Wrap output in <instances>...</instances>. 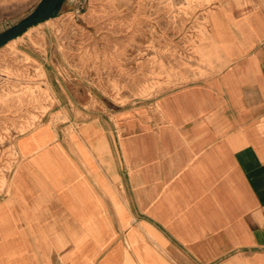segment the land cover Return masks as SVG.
<instances>
[{
    "label": "crops",
    "instance_id": "1",
    "mask_svg": "<svg viewBox=\"0 0 264 264\" xmlns=\"http://www.w3.org/2000/svg\"><path fill=\"white\" fill-rule=\"evenodd\" d=\"M205 27L203 75L123 104L66 94V118L14 138L0 264H264V0H215Z\"/></svg>",
    "mask_w": 264,
    "mask_h": 264
},
{
    "label": "rangeland",
    "instance_id": "2",
    "mask_svg": "<svg viewBox=\"0 0 264 264\" xmlns=\"http://www.w3.org/2000/svg\"><path fill=\"white\" fill-rule=\"evenodd\" d=\"M61 1L54 16L0 45V190L13 165L14 138L41 119L66 118L67 96L123 104L210 66L205 24L215 0ZM39 3L1 17L0 38Z\"/></svg>",
    "mask_w": 264,
    "mask_h": 264
},
{
    "label": "water",
    "instance_id": "3",
    "mask_svg": "<svg viewBox=\"0 0 264 264\" xmlns=\"http://www.w3.org/2000/svg\"><path fill=\"white\" fill-rule=\"evenodd\" d=\"M60 6V0H48L45 9L39 12V9L41 7L39 3L35 6L34 10L31 11L26 17L22 18L15 24H10L8 28L4 29V33L9 35L0 38V45L17 36L18 32L22 29V27L40 19L41 17L47 14L54 16L58 12Z\"/></svg>",
    "mask_w": 264,
    "mask_h": 264
},
{
    "label": "flooded vegetation",
    "instance_id": "4",
    "mask_svg": "<svg viewBox=\"0 0 264 264\" xmlns=\"http://www.w3.org/2000/svg\"><path fill=\"white\" fill-rule=\"evenodd\" d=\"M47 1H48V0H47ZM47 1H45V0L41 1V3H40L41 7H40V9H39V12L45 9L46 4H47Z\"/></svg>",
    "mask_w": 264,
    "mask_h": 264
},
{
    "label": "trees",
    "instance_id": "5",
    "mask_svg": "<svg viewBox=\"0 0 264 264\" xmlns=\"http://www.w3.org/2000/svg\"><path fill=\"white\" fill-rule=\"evenodd\" d=\"M24 27H25V26H24ZM24 27H23V28H24ZM8 35H9V34H7V35H5V36H8Z\"/></svg>",
    "mask_w": 264,
    "mask_h": 264
}]
</instances>
